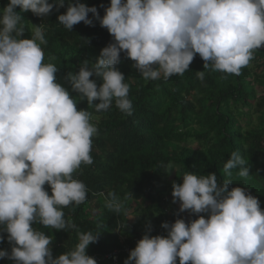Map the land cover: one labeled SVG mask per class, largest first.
I'll list each match as a JSON object with an SVG mask.
<instances>
[{
    "label": "clouds",
    "instance_id": "1",
    "mask_svg": "<svg viewBox=\"0 0 264 264\" xmlns=\"http://www.w3.org/2000/svg\"><path fill=\"white\" fill-rule=\"evenodd\" d=\"M64 4L9 0L0 8V232L7 233L11 246L0 249V259L13 264H97L94 256L105 255L92 257L86 251L101 231L79 233L73 249L54 257L53 237L34 227H75L63 209L87 199V186L74 173L93 163L92 138L98 129L91 113L77 108L72 93L96 112L114 103L131 115L130 85L117 67L121 52L145 80H167L189 70L196 54L204 69L239 75L264 46V0H110L101 5L102 17L95 5L67 0L66 11L58 15L66 29L98 20L113 38L94 61L86 58L78 71L66 73L68 88L57 77L58 67L44 62L42 26L35 25L31 37L24 38L23 18L16 11L19 6L47 17ZM196 75L204 79V71ZM93 76L102 82L98 85ZM246 164L233 151L223 172L231 177L239 169L237 175L247 178ZM161 167L166 173L174 170L170 164ZM230 185L231 179L220 182L215 173L186 172L182 183L172 184L173 203L197 218L162 222L167 235H150L149 227L133 249L128 244L124 264H264V210L247 187ZM105 203L114 213L124 211L114 192ZM4 239L0 235V242Z\"/></svg>",
    "mask_w": 264,
    "mask_h": 264
},
{
    "label": "trees",
    "instance_id": "2",
    "mask_svg": "<svg viewBox=\"0 0 264 264\" xmlns=\"http://www.w3.org/2000/svg\"><path fill=\"white\" fill-rule=\"evenodd\" d=\"M8 2L0 0V8ZM82 2L95 5L101 17L104 15L101 5L110 4V0ZM66 7L67 0L64 6L54 7L47 17L36 16L30 10L21 11L19 6L16 11L23 18L24 38L31 37L35 25L42 26L47 40L42 45L44 62L55 64L60 83L70 88L63 79L66 73L78 71L80 62L86 58L94 61L113 38L98 20L93 25L80 22L72 30L66 29L58 21V15ZM88 15L92 17L91 13ZM251 63L255 66L251 67ZM133 65L134 61L121 52L117 67L130 85L131 115L121 112L114 103L108 110L96 112L94 105L72 93L77 108L91 113L98 133L92 138L93 163L82 165L74 173V178L87 186V199L79 206L63 209L65 219L75 227L55 230L34 225L53 237L54 257L73 249L81 232L101 231L98 240L86 250L93 257L109 253L123 243L133 249L149 227L150 235H167L162 222L171 224L178 217L186 222L197 218L195 214H183L179 202L173 203L172 184L182 183L186 172L215 173L220 182L231 179L230 188L247 187L264 210V46L255 51L254 59L239 75L204 69L199 54L182 76L173 75L167 80L163 77L145 80ZM197 71H204L203 80L197 77ZM90 78L98 85L102 82L95 76ZM233 151L247 161L245 166H250L247 178L237 175L239 169H233L231 177L223 172V165ZM162 164H170L174 170L166 173ZM44 187L51 195L50 186ZM110 192L116 193L123 203L124 211L119 214L106 207ZM130 210L134 220L126 218L125 213ZM0 235L5 237L0 249L10 251L7 233ZM126 258L122 254L118 264H124ZM0 264L13 261L2 258ZM97 264L113 263L104 260Z\"/></svg>",
    "mask_w": 264,
    "mask_h": 264
},
{
    "label": "built area",
    "instance_id": "3",
    "mask_svg": "<svg viewBox=\"0 0 264 264\" xmlns=\"http://www.w3.org/2000/svg\"><path fill=\"white\" fill-rule=\"evenodd\" d=\"M130 247L127 243H123L121 246L116 247L113 251L105 254V255H95L94 258L96 261H104V260H109L113 264H118L120 261V256L122 254H127L129 255L130 252Z\"/></svg>",
    "mask_w": 264,
    "mask_h": 264
},
{
    "label": "rangeland",
    "instance_id": "4",
    "mask_svg": "<svg viewBox=\"0 0 264 264\" xmlns=\"http://www.w3.org/2000/svg\"><path fill=\"white\" fill-rule=\"evenodd\" d=\"M262 47H263V46H262ZM254 66H255V64H254V63H251V67H254ZM258 90H259L258 92L261 93V92H262V87H259ZM243 124H245V123L243 122ZM195 144H196V143H195ZM172 177H173V175L169 176L168 179L170 180ZM178 206H179V204H178ZM183 214L190 215L191 213H189V212L184 213V212H183ZM129 215H130V216H133L130 220H134V213H132V210L129 211Z\"/></svg>",
    "mask_w": 264,
    "mask_h": 264
}]
</instances>
